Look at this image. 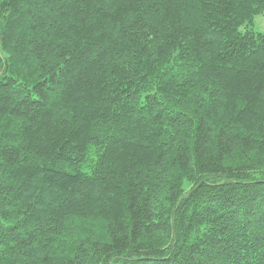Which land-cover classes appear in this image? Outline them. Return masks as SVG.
<instances>
[{"label": "trees", "instance_id": "1", "mask_svg": "<svg viewBox=\"0 0 264 264\" xmlns=\"http://www.w3.org/2000/svg\"><path fill=\"white\" fill-rule=\"evenodd\" d=\"M264 0H0V264H264Z\"/></svg>", "mask_w": 264, "mask_h": 264}, {"label": "rangeland", "instance_id": "2", "mask_svg": "<svg viewBox=\"0 0 264 264\" xmlns=\"http://www.w3.org/2000/svg\"><path fill=\"white\" fill-rule=\"evenodd\" d=\"M252 29L256 32H264V13L256 16L254 24L249 27H243L242 31Z\"/></svg>", "mask_w": 264, "mask_h": 264}]
</instances>
